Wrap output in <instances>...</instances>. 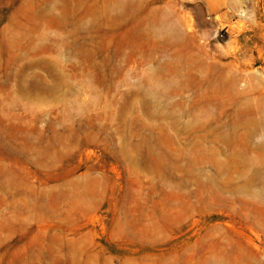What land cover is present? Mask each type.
I'll use <instances>...</instances> for the list:
<instances>
[{"label":"rangeland","instance_id":"374dc122","mask_svg":"<svg viewBox=\"0 0 264 264\" xmlns=\"http://www.w3.org/2000/svg\"><path fill=\"white\" fill-rule=\"evenodd\" d=\"M0 264H264V0H0Z\"/></svg>","mask_w":264,"mask_h":264}]
</instances>
